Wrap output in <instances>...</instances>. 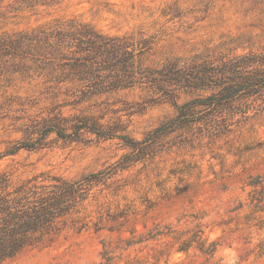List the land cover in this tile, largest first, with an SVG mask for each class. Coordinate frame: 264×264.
<instances>
[{"label":"rangeland","instance_id":"1","mask_svg":"<svg viewBox=\"0 0 264 264\" xmlns=\"http://www.w3.org/2000/svg\"><path fill=\"white\" fill-rule=\"evenodd\" d=\"M8 10L2 8L5 17ZM71 21L144 40L149 49L142 58L151 69L264 50V0H56L36 14L1 17L0 38ZM16 63L0 56V173L11 185L42 174L67 180L110 174L92 184L84 201L87 229L9 264H264L254 248L264 240V213L251 229L241 225L260 189L252 192L249 182L264 186V97L234 102L205 124L150 140L177 115L176 106L212 91L160 79L161 91L145 82L80 100L67 86L47 92L32 71L30 77L12 73ZM76 118L112 137L50 134L42 148L5 153L38 137L26 136L35 127L55 119L68 127ZM121 136L150 141L131 148ZM198 240L216 242L214 254L199 252ZM183 243L186 253L178 251Z\"/></svg>","mask_w":264,"mask_h":264},{"label":"trees","instance_id":"2","mask_svg":"<svg viewBox=\"0 0 264 264\" xmlns=\"http://www.w3.org/2000/svg\"><path fill=\"white\" fill-rule=\"evenodd\" d=\"M55 1L0 0V18L36 14L40 8ZM4 7L9 8L8 17L2 12ZM148 49L144 40L135 41L131 35H106L74 21L0 38V56L18 60L12 65V73L30 77L32 71L36 77L44 79L50 93L59 86H67L74 89V97L83 100L145 82L161 91L160 79L183 88L212 91L207 96L176 106L177 115L157 128L151 139L134 141L125 136L118 137L131 148L176 130L205 124L208 116L221 113L234 102L264 97V50L207 56L192 61L186 68H180L176 62H165L161 68L151 69L142 58ZM83 130L112 137L89 120L76 118L67 127L55 119L26 134L29 137L37 133L38 137L16 142L5 153L42 148L48 143L46 138L50 134L58 139L76 140ZM108 174L110 172L105 170L78 180L42 174L11 185L9 178L0 173V264H9L27 250L51 247L70 231L80 234L87 229L89 222L82 214L84 201L92 184ZM248 185L253 188L252 192L260 187L255 193L257 196L251 198V210L241 224L251 229L256 224H249L264 213V186L260 181ZM241 208L242 205L236 211ZM99 225L100 222L94 224L96 231H99ZM205 243V240L198 242V251L213 255L217 243L211 242L207 246ZM188 248L183 243L178 251L186 253ZM254 248L259 256L264 255V240Z\"/></svg>","mask_w":264,"mask_h":264}]
</instances>
